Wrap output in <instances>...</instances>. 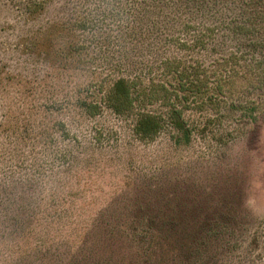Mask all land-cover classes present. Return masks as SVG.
<instances>
[{
    "label": "rangeland",
    "instance_id": "1",
    "mask_svg": "<svg viewBox=\"0 0 264 264\" xmlns=\"http://www.w3.org/2000/svg\"><path fill=\"white\" fill-rule=\"evenodd\" d=\"M83 12L77 0H0V264H264V62L237 87L258 101L254 120L141 141L133 115L62 108L65 97L113 69L147 61L158 79L165 55L206 64L213 52L107 40L106 60L93 41L86 72L62 52L92 35L70 22ZM62 148L80 152L78 183H58Z\"/></svg>",
    "mask_w": 264,
    "mask_h": 264
},
{
    "label": "trees",
    "instance_id": "2",
    "mask_svg": "<svg viewBox=\"0 0 264 264\" xmlns=\"http://www.w3.org/2000/svg\"><path fill=\"white\" fill-rule=\"evenodd\" d=\"M77 3L90 12H83L70 22L77 27L91 25L89 28L94 31L86 43L70 41L62 51L69 66L88 71L85 68L90 57L80 49L93 41L101 56L111 59L103 55L107 40L115 42L116 48H124L126 53L129 44L136 53L140 47L160 50L161 46L174 44L189 55L211 49L213 57L204 64L199 59L165 55L158 79L150 72L147 61L140 71L130 75L126 69H113V76L103 74L93 85L82 84L75 90L79 92L77 97L74 94L65 97L62 108L76 104L85 113L96 115L107 107L118 115H133L132 131L141 141L154 140L169 128L175 143H190L194 134L214 132L215 126L225 125L228 118L235 124L254 120L258 101L244 98L237 87L244 78H250L247 67L252 72L255 64L264 62V0H77ZM186 29V37H180L178 32ZM261 85L264 87V81ZM54 124L68 132L62 121ZM74 152L72 148H62L55 157L64 167L63 180L58 181L62 185L82 179V173L72 171L76 166L80 168L82 160L80 152L79 155Z\"/></svg>",
    "mask_w": 264,
    "mask_h": 264
}]
</instances>
